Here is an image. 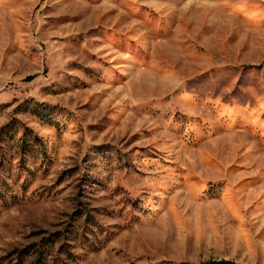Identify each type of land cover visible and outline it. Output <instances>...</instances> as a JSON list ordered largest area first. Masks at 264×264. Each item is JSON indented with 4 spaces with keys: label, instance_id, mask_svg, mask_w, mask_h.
<instances>
[{
    "label": "rangeland",
    "instance_id": "rangeland-1",
    "mask_svg": "<svg viewBox=\"0 0 264 264\" xmlns=\"http://www.w3.org/2000/svg\"><path fill=\"white\" fill-rule=\"evenodd\" d=\"M212 260L264 264V0H0V264Z\"/></svg>",
    "mask_w": 264,
    "mask_h": 264
},
{
    "label": "trees",
    "instance_id": "trees-1",
    "mask_svg": "<svg viewBox=\"0 0 264 264\" xmlns=\"http://www.w3.org/2000/svg\"><path fill=\"white\" fill-rule=\"evenodd\" d=\"M22 254H24V256H27L25 250L19 251V255H22ZM21 258H22V256L20 257V259ZM20 262H21V260H20ZM35 264H46V263L43 261H37ZM205 264H236V263L234 261H231V260H212V261H209Z\"/></svg>",
    "mask_w": 264,
    "mask_h": 264
}]
</instances>
